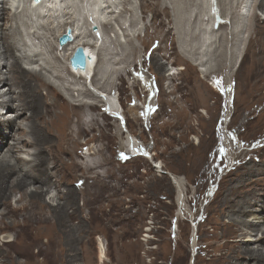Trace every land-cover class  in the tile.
I'll use <instances>...</instances> for the list:
<instances>
[{
    "label": "rangeland",
    "instance_id": "374dc122",
    "mask_svg": "<svg viewBox=\"0 0 264 264\" xmlns=\"http://www.w3.org/2000/svg\"><path fill=\"white\" fill-rule=\"evenodd\" d=\"M263 1L216 0L218 18L213 19L209 0H186L185 4L179 0L176 18L169 0H104V16H100L103 8L97 0L90 2L91 10L87 0H64L61 12L59 8L44 21L29 22L33 26L53 22L52 31L44 27L40 32L44 42L57 45L54 51L46 50L42 40H30L57 67L68 65V54L55 38L63 30L57 27L63 17L76 18L77 32L83 36L89 29L96 34L97 58L85 80L64 74L69 90L61 79L46 74L73 103L98 104L92 113L106 127L81 136L77 149L79 160L94 163L99 158L90 149L96 151L104 143L106 164L86 170L85 178L82 170L76 173L74 157L60 164L58 184L64 190L71 184L77 188L76 204L83 215L70 218L68 224L72 227L60 230L55 243L45 234L37 233L35 239L37 234L27 218L29 210L18 209L17 219L4 216L2 204L0 241L7 235L13 239L16 236L14 245L0 244L5 252L3 264H9L11 254L20 251L25 253L16 256L19 264H206L211 257L207 253L209 242H215L213 224L220 217L216 213L219 193L245 172L242 166L250 158L261 165L264 157V119L248 123L255 111L247 114L252 105L249 74L241 69L247 55L258 62L260 56L264 67V55L254 48L247 50L249 38L245 33L252 14L264 18L260 8ZM66 12L70 14L64 16ZM23 59L22 66L27 67ZM156 60L162 64L161 71ZM32 74L30 78L39 82L40 76ZM261 83L264 85V78ZM40 86L35 90L45 98L42 91L48 89ZM110 91L109 98L106 93ZM109 99L120 105L117 118L105 110ZM61 101L65 109L50 106L51 113L45 119L46 111L38 114L40 121L51 123L52 114L65 113L62 121L44 128L53 145L63 143L67 137L74 139L69 130V123L74 121L69 120L81 110ZM4 112L11 115L8 109ZM90 113L84 117L87 123ZM29 136L26 133L24 137ZM30 145L34 150L36 144ZM248 181L249 190L255 184L262 190L261 195L255 189L264 201V175ZM55 192L62 194L56 188L50 195ZM20 195L21 190H16L13 203ZM46 215L55 219L53 212ZM36 219L40 220L41 215L36 214ZM101 249L104 258L100 257ZM28 252L31 255L27 256ZM242 258L239 255L234 261Z\"/></svg>",
    "mask_w": 264,
    "mask_h": 264
},
{
    "label": "bare ground",
    "instance_id": "6f19581e",
    "mask_svg": "<svg viewBox=\"0 0 264 264\" xmlns=\"http://www.w3.org/2000/svg\"><path fill=\"white\" fill-rule=\"evenodd\" d=\"M62 1L64 0H42V2L35 4V6L33 5V0H0V84H3L0 86V206L2 204L4 205V210L2 212L4 216L10 215L16 218L18 209L22 208L29 210V212H27L29 213V215L27 214V218L31 224L30 227L32 231H35L36 234L47 235L49 241L53 243L59 238L58 233L60 230L72 227L73 224H71V226L68 224L70 218H74L79 214L81 216L83 215L82 208L80 205L76 204V199L79 195L77 188L71 184L67 190H64L61 185L58 184L61 178L60 164L62 161L69 156L77 159L75 162L76 173L80 170L84 173L86 170H91L97 166L106 164V145L104 143L101 144L96 151L90 149V153L97 156V159L99 158L97 161H94V163H84L79 160L81 154H79L77 149L81 136H86L89 132L95 130L100 132L104 131L106 127V124L100 123L97 116H94L92 113V111L97 109L98 104L83 102L73 103L63 96L60 89L55 87L50 81L48 74H46V72H49L53 76L61 79L63 85L69 90L71 88L67 86V77L64 74L73 77L78 76L77 78L80 81L85 80L86 74L88 75L89 72L93 70L94 61L97 58L96 49L98 41H96V34L92 29H89L90 31L87 35L83 36L81 33L77 32L76 18L73 17V20H66L63 17L57 25V27L63 29L58 33L57 37H55L57 38V44L59 43L60 36L66 31L67 26L72 29L73 39L71 41L69 40L63 46L58 44V46L68 54V56H66L68 65L64 64L60 67H57L51 60L44 57V50H37L34 40H30L32 37H34L35 40H42V45L48 51L52 52L56 49L57 45L55 46L52 43L44 42V36H42L40 32V29L44 27L52 31L54 29L51 26L53 22L49 23V25H46V22L36 26L31 24H36L38 20L44 19L50 12L58 11ZM87 1V6L90 7V2L92 0ZM97 1H99L103 8L99 11L100 16H104L105 13L107 14L106 7H103L105 6L104 0ZM181 1L185 4L186 0ZM213 1L214 0H209V4ZM168 3H170L169 7L174 11V17H178L179 0H169ZM91 8L92 7H90V10ZM260 8L264 11V1L260 4ZM59 12H61V8ZM91 12L93 13V10ZM70 13L66 12L64 16ZM213 16V19L218 18L217 13H214ZM213 16L211 15V18ZM231 18L234 19V15L231 16ZM251 18L252 23L246 28L245 32L248 33L249 38L247 50H249V48H254L257 52L264 55V18L255 13L252 14ZM103 20H105V18H103ZM30 21H32L31 24L29 23ZM49 21L50 20H48V22ZM9 35H11L10 39L12 45L9 42ZM79 46L83 47L86 55L85 69H75L71 63V57ZM186 50L185 53H187ZM17 52H20V54H17ZM28 57H32L30 60L33 65L30 67L22 66L21 59L24 58L23 60H26ZM246 57L247 60L243 61L241 69L243 68L242 70H246L249 74V104L252 103V105L250 108L248 106L247 114L255 111L253 116L248 117V123L252 124V121L264 119V112L261 111V108H264V106L261 108L259 107L263 105L262 101H264H259L264 88V85L261 83L264 78V67L262 65L263 59H261L260 56L258 58L259 62L251 55H247ZM156 63L158 64L157 60ZM36 65H39V67ZM161 66L162 64L158 66L160 71L163 69ZM32 73L36 76H40V83L30 78V74ZM171 74H175V72ZM121 79L124 80V77L121 76ZM40 85H44V89H48L47 91H42L45 98L37 94L35 90L36 86L39 88ZM102 87L104 86L102 85ZM92 93L95 96L98 95L94 94V92ZM111 93L112 91H110L109 94L106 93V96H109V98L112 97ZM42 99L44 100L42 101ZM61 100H65L69 105L77 106L81 108V110L73 113L71 115V120H69V122H72V120L74 121L73 124L69 123L70 134L74 139L67 137L64 139L63 143L53 145V139L45 133L44 128L48 126V124L53 125L62 121L65 117V113L56 112L52 114L51 123L48 121H40L38 116L41 114H38L40 112L45 113L46 111L47 113L45 117H43L45 119L51 113L50 106L58 105V108L65 109L66 106H63ZM110 108H114V110L117 111L115 106ZM6 109L9 110L11 115H6L7 113L4 112ZM87 112H91L90 123L84 120ZM104 119L106 120L105 117ZM37 124L42 127H38ZM253 126L255 129L258 127L257 125ZM17 129H19L18 132H16ZM71 132H73V134ZM26 133H29L30 136L24 137ZM30 143L36 144L34 150L30 147ZM45 144L47 145L43 151ZM44 164L46 165L45 168H43ZM263 164L264 157L261 159V165L255 164L250 158L245 165L242 166V168H246L245 172H241L238 178L230 180V186H227L224 192L222 191V193H219V205L216 208V213H218L220 217L213 224L214 230L212 231V237H214L215 242L212 244L209 242L207 253H209L211 257L206 264H264V201L258 196L256 190H258L261 195L263 192L256 184L254 186L255 188L249 190V183H247L249 182V178L252 179L253 176L260 177L264 175ZM239 168L241 169V167ZM83 176L82 178H85V173ZM99 176L98 174L97 177ZM56 188H58L62 194L58 195L55 192L53 195H50L52 190L55 191ZM18 189L21 190L20 198L15 199L13 203L12 197ZM182 192L183 191H181L180 197ZM243 193L245 195L244 199L239 197ZM47 196L50 197L55 204L50 203L46 198ZM47 212H53L55 214V219L51 220L46 215ZM36 214L41 215L40 220L36 219ZM224 216H228L229 219L225 220ZM252 216H254V219H247ZM19 222L20 220H18V223ZM11 224L13 223H10V225ZM14 225L16 224L14 223ZM79 226L82 225L80 224ZM38 234L35 236V239H38ZM15 239L16 236H14L13 239L11 236L7 235L1 239L0 244L14 245L13 242ZM17 253V255L11 254V262L9 261V264H19L16 256L25 252L20 251ZM103 253L104 251L101 249V258H104ZM4 255L5 252L0 248L1 264L5 261ZM26 255L28 256L31 254L28 252ZM239 255L243 256L242 260L237 259L238 261H234L235 257L238 258Z\"/></svg>",
    "mask_w": 264,
    "mask_h": 264
},
{
    "label": "water",
    "instance_id": "95a60500",
    "mask_svg": "<svg viewBox=\"0 0 264 264\" xmlns=\"http://www.w3.org/2000/svg\"><path fill=\"white\" fill-rule=\"evenodd\" d=\"M40 1L41 0H34V3H38ZM94 29H97V27H94ZM72 39H73L72 29L70 27H68L66 29V32H64V34L60 36L59 43L61 46H63L69 40L71 41ZM71 63L75 69H78V68L85 69V67H86V55H85L83 47L79 46L76 49V52L71 57Z\"/></svg>",
    "mask_w": 264,
    "mask_h": 264
}]
</instances>
